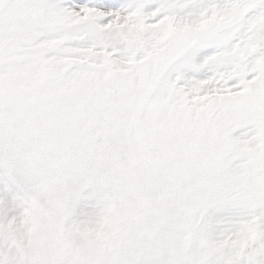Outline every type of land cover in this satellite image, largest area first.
Segmentation results:
<instances>
[{
    "label": "snow or ice",
    "instance_id": "1",
    "mask_svg": "<svg viewBox=\"0 0 264 264\" xmlns=\"http://www.w3.org/2000/svg\"><path fill=\"white\" fill-rule=\"evenodd\" d=\"M99 129L165 148L159 226L77 245L73 205L122 182ZM0 197V264H264V0H0Z\"/></svg>",
    "mask_w": 264,
    "mask_h": 264
},
{
    "label": "rangeland",
    "instance_id": "2",
    "mask_svg": "<svg viewBox=\"0 0 264 264\" xmlns=\"http://www.w3.org/2000/svg\"><path fill=\"white\" fill-rule=\"evenodd\" d=\"M95 146L100 158L111 162L105 172L115 169L122 182L113 192L111 208L103 214L96 207V200L88 196L91 193L85 190L69 217L70 221L76 220L84 226L73 233V242L84 245L113 235L134 240L154 232L159 226L155 208L163 199L164 182L163 171L157 170L156 163L165 148L134 132L126 131L123 138L117 140L103 129L95 134ZM3 203L0 197V205ZM43 216H48L47 211ZM8 223L10 245L19 252L20 258L39 259L40 254H33V242L43 232L47 221L40 215L18 213ZM58 242H63V237L53 236L52 243Z\"/></svg>",
    "mask_w": 264,
    "mask_h": 264
}]
</instances>
